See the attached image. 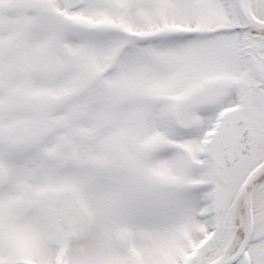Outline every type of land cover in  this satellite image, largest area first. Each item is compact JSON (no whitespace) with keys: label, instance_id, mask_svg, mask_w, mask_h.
<instances>
[{"label":"snow or ice","instance_id":"1","mask_svg":"<svg viewBox=\"0 0 264 264\" xmlns=\"http://www.w3.org/2000/svg\"><path fill=\"white\" fill-rule=\"evenodd\" d=\"M0 264H264V0H0Z\"/></svg>","mask_w":264,"mask_h":264}]
</instances>
